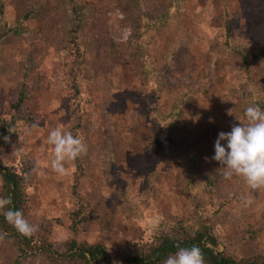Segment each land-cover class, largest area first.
Here are the masks:
<instances>
[{
    "label": "rangeland",
    "instance_id": "374dc122",
    "mask_svg": "<svg viewBox=\"0 0 264 264\" xmlns=\"http://www.w3.org/2000/svg\"><path fill=\"white\" fill-rule=\"evenodd\" d=\"M176 1L76 0L88 13L78 126L58 80L67 0H4L8 23L28 19L0 45V117L25 70L43 78L16 114L28 122L0 150L3 165L28 170L37 242L102 241L121 264L167 225L205 219L226 253L264 254V1ZM78 162L93 209L75 235ZM1 191L0 180V212ZM16 254L0 232V264ZM22 264L55 263L39 253Z\"/></svg>",
    "mask_w": 264,
    "mask_h": 264
},
{
    "label": "trees",
    "instance_id": "16d2710c",
    "mask_svg": "<svg viewBox=\"0 0 264 264\" xmlns=\"http://www.w3.org/2000/svg\"><path fill=\"white\" fill-rule=\"evenodd\" d=\"M178 1L180 0L176 2ZM67 2L73 24L70 29V38L67 39V50L59 57L61 64H58L60 72L58 80L59 85L67 92V105L70 113L78 118L79 126L83 102L80 84L83 56L81 32L87 23L88 13L86 6L79 5L76 0H67ZM0 15L4 22V31L0 35L1 45L7 37L24 31L23 20H27L28 16L18 23H8L4 0H0ZM152 26L157 27L153 22L147 23V30ZM137 37H142V31ZM136 41L139 39L137 38ZM243 58L248 66L253 63L251 58L247 56ZM24 78L26 81L23 82L18 102L12 107L13 111L10 115L8 114V117H0V150L12 136L18 134L23 123L28 122L23 118L17 120L16 114L29 95L31 97L30 88L33 90L41 84V79L43 80L42 76L40 78L31 75L29 70H25ZM161 117L160 115L159 118ZM71 141L73 150H77L76 133L72 134ZM76 160H79V156H76ZM76 171L73 183L75 207L71 213V227L75 235L80 232L84 219L89 217L93 209L91 204L84 200L82 193L83 166L81 162H78ZM0 180L2 188L0 232L12 242L16 249L17 254L13 264H22L26 259L39 253L46 254L55 264H119L107 244L102 241L89 244L73 236L63 244L37 242L27 219L30 209L28 189L31 183L28 170L19 171L0 162ZM167 226V230L159 232L153 241L134 246L121 264H264V254L261 253L249 257H235L226 253L221 247L218 236L213 232L210 222L205 219L198 220L194 224L178 222Z\"/></svg>",
    "mask_w": 264,
    "mask_h": 264
}]
</instances>
